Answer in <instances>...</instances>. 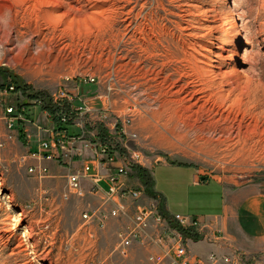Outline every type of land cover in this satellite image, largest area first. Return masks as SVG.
Masks as SVG:
<instances>
[{"label": "rangeland", "instance_id": "1", "mask_svg": "<svg viewBox=\"0 0 264 264\" xmlns=\"http://www.w3.org/2000/svg\"><path fill=\"white\" fill-rule=\"evenodd\" d=\"M236 31L249 43L238 54H262L257 70L244 66L261 89L264 0H0V264H87L98 252L117 256L113 227L96 241V253L83 233L74 235L82 211L96 199H60L66 177L51 169L45 180L28 173L36 162L28 146L48 136L31 131L55 124L48 111L53 95L60 85L74 86L89 75L96 82L69 90L93 108L121 115L132 109L129 143L148 157L149 194L157 192L168 212H197L203 190L192 185L196 171L237 183L264 179L262 92L247 101L252 106L245 115L194 113L203 131L183 123L189 119L183 98L206 74L226 70ZM96 95L109 99L103 105ZM9 105L17 108L11 129ZM44 186L53 198L50 192L41 197ZM143 256L134 251L121 264H138Z\"/></svg>", "mask_w": 264, "mask_h": 264}, {"label": "built area", "instance_id": "2", "mask_svg": "<svg viewBox=\"0 0 264 264\" xmlns=\"http://www.w3.org/2000/svg\"><path fill=\"white\" fill-rule=\"evenodd\" d=\"M65 80L68 82L70 77ZM79 81L72 80L74 86L60 85L53 95V108L48 111L55 118V124L45 131L48 136L39 139L36 149L28 147L31 157L36 160L28 167V173L45 180L53 176L46 161L54 160L59 165L69 166L84 152L92 153L82 167L67 174L65 188L59 194L63 200L72 196L83 198L87 194L96 199L95 204L89 203L82 211L81 224L74 233L85 235L89 251L98 252L96 241L105 238L113 227L114 253L118 257L102 256L98 252L87 264H121L134 251L144 255L138 264H251L255 258L239 251L231 255L213 252L207 259L191 252L187 239L193 236L186 232L210 240L214 231H210L197 216L168 212L158 196L149 194L148 183L140 175L141 170L148 171V157L129 143L127 127L134 121L132 109L128 108L129 113L121 115L108 107H90L86 98L69 88H77L76 84L82 81L94 83L96 78L89 75ZM9 89H14L13 85ZM94 98L103 105L109 99L107 95L106 98L103 95ZM16 110L12 105L6 108L9 129L14 126L11 115ZM73 130L76 132H71ZM38 136L42 137L41 131ZM84 180L89 182L88 193L84 190ZM102 181L106 185L103 186ZM49 192L44 186L41 197L47 198ZM51 197H54L53 193Z\"/></svg>", "mask_w": 264, "mask_h": 264}, {"label": "crops", "instance_id": "3", "mask_svg": "<svg viewBox=\"0 0 264 264\" xmlns=\"http://www.w3.org/2000/svg\"><path fill=\"white\" fill-rule=\"evenodd\" d=\"M31 132L38 136V131ZM43 133L45 131H41ZM38 145L39 139L31 142L28 147L34 150ZM91 156L92 153L86 151L81 157L74 158L69 166L59 165L54 160L46 161V164L54 172L66 177L68 173L82 167ZM198 174L196 171L192 185L203 192L196 199L197 212H188L187 215L197 216L205 222L209 230L214 231V237L210 240L187 239L191 252L207 259L213 252L231 255L239 251L255 258L251 264H264V179L237 183L216 177H205L203 180L204 176ZM86 184L89 185V182L84 180V185ZM101 184L106 185L103 181ZM154 195L160 198L157 192Z\"/></svg>", "mask_w": 264, "mask_h": 264}, {"label": "bare ground", "instance_id": "4", "mask_svg": "<svg viewBox=\"0 0 264 264\" xmlns=\"http://www.w3.org/2000/svg\"><path fill=\"white\" fill-rule=\"evenodd\" d=\"M242 39L243 36L240 31H236V45L233 49V53L229 57L226 70L221 71L219 74H216L215 72L211 74L208 73V75L206 74L200 84H198L199 87L196 90L188 91L187 96L183 98L182 102H188V104L183 105L182 107L184 112H189V119L183 122L186 127L190 129L202 130L203 125L193 121L194 119L192 120L191 115L194 113L195 115H199L200 112H203L204 110L210 112L212 116L219 115L220 119L224 116V114L229 116L233 111L234 113H242L245 115L247 113V109L249 108L248 105L252 106L250 102L255 99L257 101V99L260 98L258 94H261V92L264 95V87L259 89V87H257L259 84L253 85L252 80H250L247 76L246 70L248 68L245 69L244 67L246 64H248L249 71L257 70L258 65L262 64V54L260 51L248 52L246 49L242 54H238L237 48L242 46L247 47L249 44L247 40H245L243 44ZM218 75L220 76L218 77ZM245 97L247 100H245ZM210 101H212V103H210ZM208 103H210L211 106L207 109ZM254 105L256 106V104ZM193 107H197L195 112L192 109ZM175 128L176 125H174V128H172V131L176 130Z\"/></svg>", "mask_w": 264, "mask_h": 264}, {"label": "trees", "instance_id": "5", "mask_svg": "<svg viewBox=\"0 0 264 264\" xmlns=\"http://www.w3.org/2000/svg\"><path fill=\"white\" fill-rule=\"evenodd\" d=\"M50 110H51V108H50ZM146 173H147V171H145V170H141L140 171V175L143 177L144 181L148 183V180L146 178ZM148 190H150V189H148ZM186 234L189 235V236H193L194 238H197V236L191 235L190 233L186 232Z\"/></svg>", "mask_w": 264, "mask_h": 264}, {"label": "water", "instance_id": "6", "mask_svg": "<svg viewBox=\"0 0 264 264\" xmlns=\"http://www.w3.org/2000/svg\"><path fill=\"white\" fill-rule=\"evenodd\" d=\"M202 179L204 180V179H205V177H202Z\"/></svg>", "mask_w": 264, "mask_h": 264}]
</instances>
